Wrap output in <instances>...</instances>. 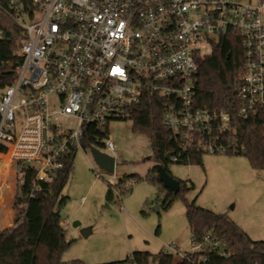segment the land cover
Listing matches in <instances>:
<instances>
[{"label":"built area","instance_id":"1","mask_svg":"<svg viewBox=\"0 0 264 264\" xmlns=\"http://www.w3.org/2000/svg\"><path fill=\"white\" fill-rule=\"evenodd\" d=\"M33 3V14L17 9L25 31L22 62L15 79L0 90V156L9 154L17 173L33 167L36 179H48L79 149L92 153L97 147L116 158L108 184L120 197L110 124L132 119L147 93L162 97L163 125L181 152H245L234 140L235 119L264 108V0L257 5L241 0ZM228 29L240 33L244 48L236 82L239 106L231 102L232 111L196 107L198 59L210 54ZM93 126L104 134L90 133ZM86 139L96 143L86 147ZM24 177L22 171L16 175L18 182ZM164 251L181 257L197 251L225 255L226 243L192 236L189 251L176 242Z\"/></svg>","mask_w":264,"mask_h":264},{"label":"trees","instance_id":"2","mask_svg":"<svg viewBox=\"0 0 264 264\" xmlns=\"http://www.w3.org/2000/svg\"><path fill=\"white\" fill-rule=\"evenodd\" d=\"M0 0V90L9 85L17 75L22 62L21 43L25 38L24 28L18 22L17 9L33 14L36 5L33 0ZM244 66L242 36L234 29H228L214 43L212 52L198 59V73L195 86L194 104L208 109L233 110L231 102L239 106L236 82ZM134 132L146 134L152 145V159L164 165L170 172L171 162L203 165V152H181L179 145L171 138L170 131L163 125V100L157 94L147 93L132 114ZM237 131L234 140L244 146L242 154L248 157L255 169H264V108L248 118H236ZM92 134H104L96 127H90ZM86 139L84 146L93 145ZM2 152L5 149H1ZM177 156L176 161L167 158ZM0 176L9 178L10 155L0 156ZM75 154L65 161L64 168L54 172L48 179H36L37 170L25 167L23 182H18V197L15 202L17 214L10 228L0 231V264H63V254L72 244L63 224L61 210L67 202L61 196L65 185L74 172ZM171 173V172H170ZM142 180L139 174L119 179V188L127 179ZM145 179L165 193L161 207H170L174 199L182 196L186 217L196 241L211 239L226 243V254L217 251H197L181 257L164 250L157 253L138 250L121 260L95 264H264V240H255L225 212L204 208L186 198L193 183L180 181V190L174 193L161 182L155 166L151 167ZM107 203L115 201V193L108 184ZM122 189V187H121ZM123 190V189H122ZM126 191V190H125ZM121 199L120 197H118ZM157 195L156 202L159 201ZM204 257V258H203ZM69 264H88L81 259H72Z\"/></svg>","mask_w":264,"mask_h":264},{"label":"rangeland","instance_id":"3","mask_svg":"<svg viewBox=\"0 0 264 264\" xmlns=\"http://www.w3.org/2000/svg\"><path fill=\"white\" fill-rule=\"evenodd\" d=\"M241 1L257 5L261 0ZM40 17L37 12L34 19ZM110 132L116 143L117 178L139 174L143 179H127L121 185L126 191L117 186L121 199L115 192V201L107 203L112 174L91 152H76L74 172L61 194L67 197L61 214L67 237L72 240L63 254V264L72 259L88 264L121 260L138 250L157 253L173 242L181 250H190L192 234L183 197H176L168 208L153 209L162 205L165 193H159L157 185L145 179L156 164L152 157L147 159L153 153L149 137L134 132L132 119L113 121ZM169 170L176 178L193 183L186 193L188 200L227 213L253 239L264 240V169H255L247 156L204 153L203 165L171 162ZM84 228H91L87 237L82 234Z\"/></svg>","mask_w":264,"mask_h":264},{"label":"crops","instance_id":"4","mask_svg":"<svg viewBox=\"0 0 264 264\" xmlns=\"http://www.w3.org/2000/svg\"><path fill=\"white\" fill-rule=\"evenodd\" d=\"M11 168L13 170L12 175H15V179H13L12 175L5 179L3 176H0L2 177L0 178V231L10 228L17 214L15 208V202L18 197V183L16 180L17 169L13 163L11 164Z\"/></svg>","mask_w":264,"mask_h":264},{"label":"water","instance_id":"5","mask_svg":"<svg viewBox=\"0 0 264 264\" xmlns=\"http://www.w3.org/2000/svg\"><path fill=\"white\" fill-rule=\"evenodd\" d=\"M92 154L94 156L95 161L105 170H107L110 173H113L115 171V164H116V158L115 156L101 151L97 147H92ZM151 155L147 157V159H151ZM167 158H170V154H167ZM155 168L157 170L158 176L161 180V182L164 184L165 187L172 190L174 193H177L180 190V181L178 178L173 176L165 167L164 165L160 163L155 164ZM161 208V205H155L153 206V209L159 211ZM91 233V228H84L82 229L83 236L87 237Z\"/></svg>","mask_w":264,"mask_h":264},{"label":"bare ground","instance_id":"6","mask_svg":"<svg viewBox=\"0 0 264 264\" xmlns=\"http://www.w3.org/2000/svg\"><path fill=\"white\" fill-rule=\"evenodd\" d=\"M9 161L11 162V159Z\"/></svg>","mask_w":264,"mask_h":264}]
</instances>
